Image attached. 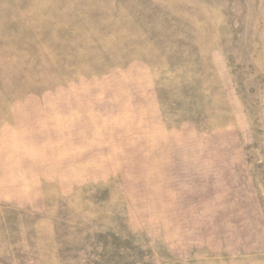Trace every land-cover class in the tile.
<instances>
[{"label":"rangeland","instance_id":"obj_1","mask_svg":"<svg viewBox=\"0 0 264 264\" xmlns=\"http://www.w3.org/2000/svg\"><path fill=\"white\" fill-rule=\"evenodd\" d=\"M0 264H264V0H0Z\"/></svg>","mask_w":264,"mask_h":264}]
</instances>
